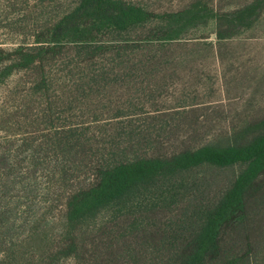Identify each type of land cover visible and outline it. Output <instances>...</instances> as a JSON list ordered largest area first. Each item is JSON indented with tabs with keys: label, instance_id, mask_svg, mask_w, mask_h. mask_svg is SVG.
Returning a JSON list of instances; mask_svg holds the SVG:
<instances>
[{
	"label": "rangeland",
	"instance_id": "obj_1",
	"mask_svg": "<svg viewBox=\"0 0 264 264\" xmlns=\"http://www.w3.org/2000/svg\"><path fill=\"white\" fill-rule=\"evenodd\" d=\"M125 1L154 13L189 9L197 20L180 39L138 44L124 64L104 55L92 71L115 76L94 85L76 83L84 66L64 45L45 65L56 78L40 89L41 66L9 69L5 58L19 44L33 45L75 0H0V198L9 264H171L178 241L168 237L169 221L218 200L243 165L178 172L174 197L149 188L131 208L97 211L72 229L76 253L63 249L68 194L88 185L100 165L244 145L264 133V0ZM252 4L255 16L243 23L234 16ZM159 25L103 38L140 41ZM62 58L71 60L68 71ZM246 208L247 221L226 227L222 247L242 253L249 242L251 264H264V175L247 189Z\"/></svg>",
	"mask_w": 264,
	"mask_h": 264
},
{
	"label": "trees",
	"instance_id": "obj_2",
	"mask_svg": "<svg viewBox=\"0 0 264 264\" xmlns=\"http://www.w3.org/2000/svg\"><path fill=\"white\" fill-rule=\"evenodd\" d=\"M258 9L257 4L248 5L237 10L234 16L243 23L248 15L255 16ZM196 17L189 9L154 13L125 0H75L69 8L44 24V28L35 34L33 45L19 44L5 59L9 69L41 66L36 82L38 88L44 89L56 78L45 65L56 60L64 45H70L81 58L78 63L84 66L78 74L80 81L76 83L94 85L100 79L108 81L115 76L100 74L97 69L92 71L104 55L109 56L112 63L124 64L133 59L130 54L138 44L151 46L156 42L180 39L182 28L194 24ZM153 20L160 22L158 32L140 41L103 38L129 32ZM251 21L242 25L248 26ZM70 62L61 59L67 71L72 67ZM80 89L84 93L85 88ZM234 164H241L243 168L218 200L199 204L169 221L168 237L178 241L172 250L171 264H251L249 242L244 252H229L223 249L221 237L231 223L247 221L246 191L264 175V133L244 145H203L168 157H138L96 167L93 180L75 188L66 198L65 218L70 238L65 242L64 251L76 253L77 244L71 231L97 211L108 207L115 210L117 207L118 210L131 208L135 199L149 188H158L174 197L176 186L182 184L173 178L178 172L202 165L228 167ZM9 258L10 255L5 254V202L0 198V264H9ZM39 260L35 259L36 262Z\"/></svg>",
	"mask_w": 264,
	"mask_h": 264
}]
</instances>
